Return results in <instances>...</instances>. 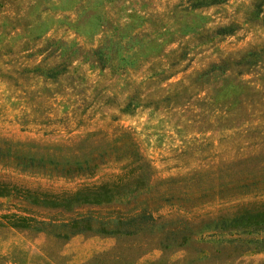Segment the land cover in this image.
Masks as SVG:
<instances>
[{
    "label": "rangeland",
    "instance_id": "obj_1",
    "mask_svg": "<svg viewBox=\"0 0 264 264\" xmlns=\"http://www.w3.org/2000/svg\"><path fill=\"white\" fill-rule=\"evenodd\" d=\"M36 66L68 70L45 80ZM119 130L130 132L153 181L177 180L120 211L146 203L154 234L181 225L193 236L172 249L151 246L146 233L60 244L0 226V264H83L114 248L130 264H264V232L206 226L264 207V0H0V139L36 144L46 155ZM218 171L221 182L211 178ZM235 172L242 181L231 184ZM122 173L115 162L71 178L0 164V182L43 195ZM7 213L71 215L0 198V222ZM242 239L252 248L240 255L220 247Z\"/></svg>",
    "mask_w": 264,
    "mask_h": 264
},
{
    "label": "trees",
    "instance_id": "obj_2",
    "mask_svg": "<svg viewBox=\"0 0 264 264\" xmlns=\"http://www.w3.org/2000/svg\"><path fill=\"white\" fill-rule=\"evenodd\" d=\"M44 48L42 45L36 51L42 52ZM33 70L39 71L40 77L49 80L56 79L68 69H60L58 66L44 69L36 66ZM99 133L101 132L87 134L80 139L78 142L80 144L76 147H55L53 152L46 155L36 151L40 148L36 144L0 139V164L10 165L21 171L58 177H91L101 166L111 162L120 163L123 171L110 182L82 187L75 192L61 195H43L7 182H0V198L15 199L59 214L71 213L67 219L59 221L7 213L1 215L0 226L44 233L60 244L67 243L76 235L130 238L145 233L149 236L148 243L160 249H172L185 244L194 234L185 226L178 225L172 230L153 233L155 220L146 203L143 206L128 208L125 212L119 209L121 205L137 204L140 197L151 194L153 190L159 192L157 191L159 187H169L177 180L172 178L153 181V168L139 151L130 132L119 130L113 138L107 140H103ZM104 141H107L106 144ZM224 177V173L218 171L211 178L221 182ZM229 178L231 184L242 181L241 174L236 172ZM202 180L201 177L197 179L198 182ZM206 226H210L209 228L216 233L248 235L255 231L264 232V207L242 208L231 216H219ZM260 242H264V239ZM227 246L231 248L229 252L231 255H240L252 248L245 239L239 240L236 244L220 245L222 249H227ZM115 249L97 254L83 264L132 262L121 254L115 256Z\"/></svg>",
    "mask_w": 264,
    "mask_h": 264
}]
</instances>
